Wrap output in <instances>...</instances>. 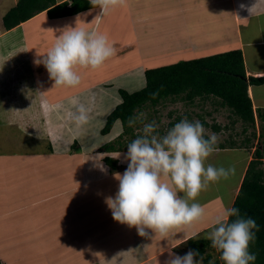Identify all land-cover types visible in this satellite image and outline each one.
Segmentation results:
<instances>
[{
    "label": "crops",
    "instance_id": "crops-1",
    "mask_svg": "<svg viewBox=\"0 0 264 264\" xmlns=\"http://www.w3.org/2000/svg\"><path fill=\"white\" fill-rule=\"evenodd\" d=\"M17 2L0 0L1 264H170L184 256L188 239H207L217 217L232 208L253 152L216 144L205 166L208 160L234 166L237 183L220 189L209 182L189 200L204 208L202 220L166 236L152 229L141 236L114 220L106 202L119 188L115 174L128 167V149L103 147L122 136L123 124L117 120L107 134L102 129L123 101L120 89L144 88L145 71L161 67L151 64L152 55L168 44L184 52L166 55L174 63L240 50L247 77H263L264 0H125L101 18V9L91 5L61 17L42 11L6 29L3 17ZM76 26L107 36L116 55L96 69L77 66L81 85H55L37 61ZM248 94L256 125H263L257 110L264 109V83L250 84Z\"/></svg>",
    "mask_w": 264,
    "mask_h": 264
},
{
    "label": "clouds",
    "instance_id": "clouds-1",
    "mask_svg": "<svg viewBox=\"0 0 264 264\" xmlns=\"http://www.w3.org/2000/svg\"><path fill=\"white\" fill-rule=\"evenodd\" d=\"M90 3L101 9L97 15L101 18L110 8L123 5L125 0H90ZM114 55L116 49L108 43L107 36L95 29L76 26L64 30L37 63L44 64L55 85L76 86L81 81L77 66L96 69ZM134 122L135 119L129 120L130 125ZM156 128L154 121L145 124L144 134L127 146L124 159L128 167L123 174H115L119 188L115 196L106 201L114 220L136 227L141 236L147 235L145 229L166 236L173 228L202 220L204 208L196 202L189 204V200L195 201L209 182L235 174L234 166H205L218 137L211 134L205 138L201 122L185 118L163 137L153 134ZM232 216L236 219L229 222ZM254 230H258L256 221L241 217L239 209L233 207L217 217L207 238L212 247L221 252L225 264H254L256 256L249 251L255 239ZM199 255L190 250L182 257L175 256L170 264H202V258L195 259Z\"/></svg>",
    "mask_w": 264,
    "mask_h": 264
},
{
    "label": "trees",
    "instance_id": "trees-1",
    "mask_svg": "<svg viewBox=\"0 0 264 264\" xmlns=\"http://www.w3.org/2000/svg\"><path fill=\"white\" fill-rule=\"evenodd\" d=\"M55 0H18L3 17L6 29H11L35 16L47 11L50 17L72 15L91 7V3L80 6L78 0L68 7L64 2L55 5ZM146 86L137 91L129 92L120 89L123 101L108 115L106 124L102 129L103 134L111 131L117 120L123 124V134L114 142L103 147L105 151L126 150L127 146L143 131L137 132L145 124L153 122L150 108L156 109L159 104L168 101L183 100L192 102L196 97L203 99H219L220 105L230 110L236 116V121L244 124V132L249 127L256 126V115L253 103L248 94L250 84H263L264 76L260 78L247 77L242 51L230 50L199 58L180 60L176 63L157 68H149L145 71ZM149 109V111H147ZM145 112V113H144ZM143 113V116L140 114ZM258 117L262 120L264 129V109L257 110ZM130 119H135L129 124ZM178 117L169 125L172 128ZM143 124V125H142ZM217 131L221 126H214ZM253 136H256L254 132ZM124 138V140H123ZM227 147L226 144H219ZM229 147L253 145L251 137L239 144L232 141ZM215 144L213 147H216ZM107 160L112 161L107 158ZM264 143L263 147H257L253 159L250 161L241 188L235 198L232 208L239 209L241 217L252 218L258 225L255 231V239L250 243L249 251L256 256L254 264H264ZM236 217H229V222ZM187 249L199 252L196 260L202 258V264H225L221 259V252L212 247L207 238L191 237L185 243ZM1 264V262H0ZM253 264V262H250Z\"/></svg>",
    "mask_w": 264,
    "mask_h": 264
},
{
    "label": "rangeland",
    "instance_id": "rangeland-1",
    "mask_svg": "<svg viewBox=\"0 0 264 264\" xmlns=\"http://www.w3.org/2000/svg\"><path fill=\"white\" fill-rule=\"evenodd\" d=\"M164 48H166L164 51L162 50L164 52V56H160V54H163V52L159 51V49L155 50L156 53L152 55L153 58H151V64L163 66L177 61L175 59L172 60L171 58H168L166 55L169 53L172 55V58L175 56H177V58L179 56H184V52L181 50V48L174 47V44L171 46L168 44V46ZM186 50L191 52V48H186ZM78 85H81V83ZM150 110L153 121L157 125L156 131L153 134L158 135L159 137L165 136L170 130V128H168L169 123L176 120L178 117H182V120L186 118L190 122H201L205 128V138H208L211 134H216L218 137V142L216 143L217 145L226 144V146H230L229 144L232 141H235L239 144L246 138L251 137L253 145H249V149L251 152H253V156L257 147H260V149L263 147L264 129L262 128V125L258 123L259 125L257 124L255 127L251 126L248 128L247 132H244V124H242L241 121H236V116L232 115L228 108L221 106L219 99H203L201 97H196L193 103L183 100L168 101L165 104H159L156 109L150 108ZM147 111H149V109ZM179 122L180 121L177 123ZM215 125L221 126V130L217 131L214 127ZM141 131H143V128L137 129V132ZM254 132L256 133L255 137L253 136ZM37 147L39 146L37 145ZM41 150L44 151L45 147H42ZM113 155H116V153ZM208 162L211 164V160H208ZM214 164L217 167H221V162L218 160L215 161ZM262 167H264V163ZM237 174L238 172H235L234 175H230L226 181H224V179L216 181V187H220V189H222L221 187L224 186V182H226L228 186L235 185L239 179L236 176ZM182 249L186 252H189L186 246H184Z\"/></svg>",
    "mask_w": 264,
    "mask_h": 264
}]
</instances>
